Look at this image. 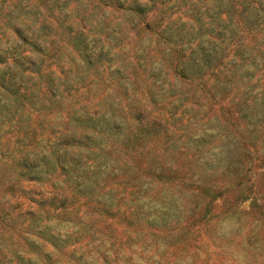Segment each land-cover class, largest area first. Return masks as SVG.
I'll return each instance as SVG.
<instances>
[{
  "label": "clouds",
  "instance_id": "clouds-1",
  "mask_svg": "<svg viewBox=\"0 0 264 264\" xmlns=\"http://www.w3.org/2000/svg\"><path fill=\"white\" fill-rule=\"evenodd\" d=\"M222 28L249 45L229 48L231 83L205 62ZM253 45L264 52V0H0V72L35 94L15 120L0 115V203L36 220L0 230V264H61L45 235L92 264H264ZM221 89L243 100L240 117L212 107ZM0 107L17 108L3 89ZM20 116L17 143L5 134Z\"/></svg>",
  "mask_w": 264,
  "mask_h": 264
},
{
  "label": "rangeland",
  "instance_id": "rangeland-1",
  "mask_svg": "<svg viewBox=\"0 0 264 264\" xmlns=\"http://www.w3.org/2000/svg\"><path fill=\"white\" fill-rule=\"evenodd\" d=\"M195 19V17H193ZM197 23H199V20L197 19ZM18 33V30H16ZM235 31V29H234ZM244 30H237L236 36L243 33ZM226 32L228 34H231L230 31L226 28ZM226 33V35H227ZM210 35H215L218 40H220L224 35H218L216 33H210ZM225 35V36H226ZM226 39L223 40V42L219 45L216 44L215 48H218V46H221L222 44L226 43ZM244 43L245 40H244ZM232 46H235V44H231L229 48ZM228 48V49H229ZM40 51V49H37ZM195 50L193 51V53ZM230 54V53H229ZM231 63V61H228V57L225 60V65H220L216 68H211L209 71L211 72L212 80L219 81L221 77H223L224 80L229 81L231 83L232 79L234 77H229L225 75L224 71L227 69L228 64ZM22 67V66H21ZM42 71V70H41ZM40 74V73H38ZM251 79H255V74L252 75ZM41 80L43 82V89L46 91V93H51V77L41 75ZM18 75L9 71L0 72V89H3L4 93L7 95L15 98L17 108L16 111H13L11 109H8L7 107H0V115H4L6 119L9 120H15L17 115L25 110L27 106H35L34 105V97L35 94L31 92L30 89L25 88L23 84H19L18 82ZM208 96L211 97L212 100V107L213 108H219L221 113H225L226 111H229L230 114L233 116H236V113L238 115V112L235 110L234 105L239 101L237 96H232L231 90H225L221 89L219 92V98H217V95L208 92ZM231 97V99H230ZM238 117V116H237ZM53 119L58 118L57 116L53 115ZM31 117H29V120ZM37 120H39V117H37ZM24 121V117L20 116L19 121H17L18 126L15 131L12 129H9L8 133H6V136L9 137H15L16 142L20 143V137L24 136L26 134V130L22 127ZM39 126V124H37ZM0 139H3V137H0ZM9 143L11 141H8ZM6 160L9 158H5ZM260 161H258L259 163ZM260 164V163H259ZM261 166H264V164H260ZM10 179V172L8 169V165H0V183L7 184ZM14 185L5 187V191H11L13 194L14 192ZM22 207V205H9L7 202L0 203V230H3L5 234H12L15 233L16 235H20V232H18V228L23 227L24 225L32 226L36 223V220L31 217H26V214L24 213H18L17 209ZM85 207H87V204H85ZM59 211V209H56ZM42 239H46L49 244H52L53 247L57 248L58 251H60L63 254V261H61V264H92L91 261H85V254L81 253L79 256L76 255L75 251L72 252H66V249L71 248L72 244L68 242H64L63 245L60 241H56L54 239H48V237L42 236ZM25 243H28L25 241ZM75 243L80 244L83 243V240H78ZM29 247L31 248L32 245L29 244ZM45 260L47 261V264H51V261L48 257H45ZM21 264H23V261H21Z\"/></svg>",
  "mask_w": 264,
  "mask_h": 264
},
{
  "label": "trees",
  "instance_id": "trees-1",
  "mask_svg": "<svg viewBox=\"0 0 264 264\" xmlns=\"http://www.w3.org/2000/svg\"><path fill=\"white\" fill-rule=\"evenodd\" d=\"M242 7H244V6L242 5ZM234 29H235V31H234ZM240 30H243V28H240ZM226 33H227L226 28H222L220 32L216 33L218 35H224L220 39L221 43L223 42L224 39H226L227 41L225 44L218 46V48H215L216 44H213L211 46L210 55L205 56V62H206V65L209 69L216 68L220 65L221 66L225 65V60L227 59V57L229 55V49L228 48L231 44H235L234 54L238 57L242 55V52H244V53L248 52L249 45L246 41V37L242 33L240 35L236 36V34H237L236 28H233L230 31L231 34L227 33V35H226ZM244 40L246 43H244ZM198 47H199L200 52H202V53L207 51L203 44L199 45ZM252 50L255 51L257 53V55H259L262 59H264V52L258 51V49L256 48L255 45L252 46ZM192 54L195 55L196 52H194ZM248 54L251 55V53H248ZM253 63H255L254 58H253ZM259 83L260 82L257 81L255 87H258ZM241 103H243V100L239 99V101L237 103H235V105H234L235 110L238 112V115L236 113V117L237 116L240 117L242 115L240 112ZM259 163L264 164V161H260ZM85 204H87V203L85 202Z\"/></svg>",
  "mask_w": 264,
  "mask_h": 264
}]
</instances>
